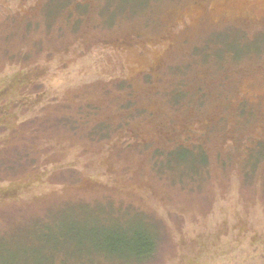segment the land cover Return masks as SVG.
<instances>
[{
	"label": "rangeland",
	"instance_id": "rangeland-1",
	"mask_svg": "<svg viewBox=\"0 0 264 264\" xmlns=\"http://www.w3.org/2000/svg\"><path fill=\"white\" fill-rule=\"evenodd\" d=\"M2 89L0 239H112L0 264H264V0H0Z\"/></svg>",
	"mask_w": 264,
	"mask_h": 264
},
{
	"label": "trees",
	"instance_id": "trees-1",
	"mask_svg": "<svg viewBox=\"0 0 264 264\" xmlns=\"http://www.w3.org/2000/svg\"><path fill=\"white\" fill-rule=\"evenodd\" d=\"M227 46V45H226ZM224 46L222 44H219V47L216 49V54H221V50ZM231 47L229 46V49ZM226 49V48H225ZM228 49V50H229ZM227 50V49H226ZM224 53L220 55L222 57ZM215 55V54H214ZM218 57V58H220ZM5 89H2L0 91V94ZM175 100V98H173ZM97 130H100L99 126L98 129H95V132ZM190 151L195 152L194 150L190 149ZM164 155V153L162 154ZM150 219V218H148ZM58 221H54L53 225L49 224L48 226L44 225H35L32 229H29V231H25L22 234H14L9 237V239L4 240L0 239V242L4 244H0L5 253L16 251L14 250V247L18 245L20 251H22L24 254H28L29 252H32V257L42 255L45 257V259H49L51 261L52 256H55L49 246V244L56 242L58 240L67 239L68 237H73L76 239H86L87 240H109L112 239L111 237L108 238L107 232H104L103 230L101 232H90L87 230V226H85L84 231H73V227L70 225H65L63 227V230L58 227ZM90 227H96L95 225H91ZM64 233V234H63ZM103 233L102 235H100ZM101 241V240H99ZM102 241V242H103ZM130 243H118L120 248H123L124 251H127L129 255L133 256L135 258V262L138 264L141 261H144L146 259H150L153 257V254L157 250V242L151 241L149 242L148 239H146L144 236H138L137 234L134 235L133 240H129ZM27 248H26V245ZM113 245L110 247H115V243H112ZM35 251V252H34ZM54 251H58V249H55ZM17 252V251H16ZM131 263V264H133Z\"/></svg>",
	"mask_w": 264,
	"mask_h": 264
}]
</instances>
